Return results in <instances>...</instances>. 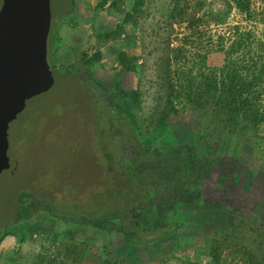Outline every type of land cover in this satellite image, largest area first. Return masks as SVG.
<instances>
[{
	"label": "rangeland",
	"instance_id": "1",
	"mask_svg": "<svg viewBox=\"0 0 264 264\" xmlns=\"http://www.w3.org/2000/svg\"><path fill=\"white\" fill-rule=\"evenodd\" d=\"M60 2L51 0L53 13L61 12ZM70 2L72 12L48 42L53 86L30 98L0 99V264H212V247L222 264H264V124L257 130L238 128L230 136L225 149L237 158L233 176L223 182L214 167L205 174L201 198L212 199L216 208L200 201L196 207L178 204L167 212L180 225L193 217L201 219L204 234L188 241L185 235L191 232L186 227L177 250H170L172 240L160 244L169 246L162 253L149 244L134 246L120 231L61 220L50 210L66 201L83 202L92 191L120 186L125 180L119 165L110 168L115 165L110 163L112 148L97 127L106 111L94 107L85 83L62 79L57 71L92 75L123 108V115L136 116L144 147L165 151L175 143L158 128L156 117L165 104L167 81L178 83L186 72L197 73L201 55L216 45L219 35L228 42L226 35L233 27L252 26L264 34V0H251L250 20L231 8L225 24L205 17L195 26L174 22L171 0ZM6 3L0 0V27L10 29L13 23L4 17L10 11ZM225 4L190 0L188 7L202 16L205 8ZM117 24L121 34L105 37ZM167 54L173 59L171 66ZM261 104L264 111V91ZM186 109L172 116L183 122L174 130L185 138L192 132L209 133L222 145L217 127L206 126L210 113ZM30 204L31 215L22 218ZM5 233L11 236L3 245ZM209 234L215 241L207 240Z\"/></svg>",
	"mask_w": 264,
	"mask_h": 264
},
{
	"label": "trees",
	"instance_id": "2",
	"mask_svg": "<svg viewBox=\"0 0 264 264\" xmlns=\"http://www.w3.org/2000/svg\"><path fill=\"white\" fill-rule=\"evenodd\" d=\"M171 2L174 22H185L187 26H195L205 17L213 19L216 25L225 24L231 8L236 9L247 20L252 18L251 0H224V6L205 8L202 16H197L198 10L195 7H188L190 0ZM204 4L202 1L201 6ZM260 20L264 24V17ZM121 30L122 27L117 24L105 37L119 36ZM226 36L230 38L228 42L224 43L223 37L219 35L216 45L201 55L197 73L193 74L192 70L186 72L178 83L172 78L167 81L165 104L156 117L158 128H164V135H170L175 143L165 151L144 147L136 116L134 119L130 113L123 115L103 85L92 75L56 70L62 79L85 83L94 107L97 106L99 112L106 111L103 117L98 118L97 127L100 137L112 148L113 159L110 163L115 165H110V168L116 170L119 165L125 180L120 186L92 191L89 196H85L86 199L83 198V202L66 201L61 205L50 206V210L56 213L55 217L94 228L120 231L123 235L121 230L112 228L118 224L125 231H136L123 235L126 242L134 246L149 244L159 253L169 247L160 245L167 240L175 243L170 246V250L181 248L182 232L188 229L186 227L191 232L185 235L188 241L204 234L198 223L201 219L197 221L196 217L181 225L173 217H159V225L154 223L153 228L146 229V224L142 223L146 227L144 230L136 224L134 215L140 207L153 208L152 215L157 218L159 212L168 206L184 204L196 207L200 201L209 209L216 208L212 199L201 198L200 183L205 174L214 167L215 171H221L219 175L223 182L227 177L233 176L231 170L236 166L237 158L229 156L225 149L231 144L230 136L238 128L257 130L264 124L261 104L264 91L263 31L258 33L252 26H236ZM169 55L167 54V63L171 66L173 59ZM137 95L135 90V96ZM186 104L189 105L187 109L210 113L206 126L217 127L223 135L222 145L215 142L209 133L194 135L192 132L185 138L180 131L174 130L176 127H183V122L173 121L175 118L172 116L179 117L186 109ZM166 128L170 131H166ZM158 133L154 138L160 144ZM24 208L26 213L22 218L32 213L31 204ZM206 226L210 228V224ZM210 235L207 240L215 241V236ZM212 249V264H222L220 253L216 251V247Z\"/></svg>",
	"mask_w": 264,
	"mask_h": 264
},
{
	"label": "water",
	"instance_id": "3",
	"mask_svg": "<svg viewBox=\"0 0 264 264\" xmlns=\"http://www.w3.org/2000/svg\"><path fill=\"white\" fill-rule=\"evenodd\" d=\"M6 2L10 11L4 17L13 26L0 27V99L13 95L30 98L55 82L47 60L45 4L39 0Z\"/></svg>",
	"mask_w": 264,
	"mask_h": 264
},
{
	"label": "flooded vegetation",
	"instance_id": "4",
	"mask_svg": "<svg viewBox=\"0 0 264 264\" xmlns=\"http://www.w3.org/2000/svg\"><path fill=\"white\" fill-rule=\"evenodd\" d=\"M39 2L45 4V9H46V15H44V17L46 18L47 23H48V28H47L48 31L46 34V47H47V54H48V42L51 41V39H53V37H54L53 30H55V27L58 26V24L65 17L70 15V13L73 10L74 4H73V2L71 3L70 0H61V2H60L61 12L58 14L57 11L54 13L51 11V8H50L51 7V0H44V1L39 0ZM115 105L121 111L123 110V108L120 107L117 103H115ZM172 207H173V205L168 206L165 208V210L159 212V216L157 218L152 215L151 209H153V208L150 209V208L140 207L139 209H137V211H135L136 212V215H134L135 216V222L142 229H144L146 227H147L146 229L153 228V227H155V225L158 226L159 224L157 222L160 218H167L168 219V216L166 214L168 211H170L172 209ZM142 223L146 224V227H144L142 225ZM154 223H156V224L153 225ZM106 225H108V224L106 223ZM112 228L117 229V230H121L123 232V235H126L128 233H136V231L134 232V230L132 232H128L129 230L125 231L118 224L113 225ZM146 229H144V230H146ZM123 239L125 240V237Z\"/></svg>",
	"mask_w": 264,
	"mask_h": 264
},
{
	"label": "crops",
	"instance_id": "5",
	"mask_svg": "<svg viewBox=\"0 0 264 264\" xmlns=\"http://www.w3.org/2000/svg\"><path fill=\"white\" fill-rule=\"evenodd\" d=\"M10 236H11V234H7L5 236L6 238H5L4 242L2 243L3 245H5L7 242H9Z\"/></svg>",
	"mask_w": 264,
	"mask_h": 264
}]
</instances>
